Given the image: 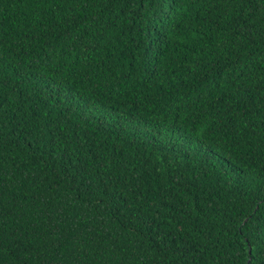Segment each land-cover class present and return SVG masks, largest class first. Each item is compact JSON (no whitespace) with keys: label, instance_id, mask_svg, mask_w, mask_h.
Segmentation results:
<instances>
[{"label":"trees","instance_id":"trees-1","mask_svg":"<svg viewBox=\"0 0 264 264\" xmlns=\"http://www.w3.org/2000/svg\"><path fill=\"white\" fill-rule=\"evenodd\" d=\"M249 260L264 0H0V264Z\"/></svg>","mask_w":264,"mask_h":264},{"label":"snow or ice","instance_id":"snow-or-ice-1","mask_svg":"<svg viewBox=\"0 0 264 264\" xmlns=\"http://www.w3.org/2000/svg\"><path fill=\"white\" fill-rule=\"evenodd\" d=\"M249 253H250V255H253V253H252V251H251V247H249ZM248 264H252V261L249 260Z\"/></svg>","mask_w":264,"mask_h":264}]
</instances>
